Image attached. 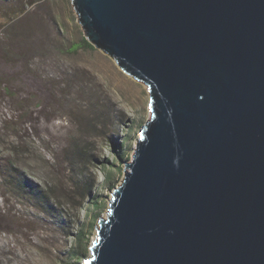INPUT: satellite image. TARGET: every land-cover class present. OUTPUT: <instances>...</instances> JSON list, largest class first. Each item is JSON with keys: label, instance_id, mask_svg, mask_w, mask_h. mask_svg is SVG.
I'll list each match as a JSON object with an SVG mask.
<instances>
[{"label": "water", "instance_id": "95a60500", "mask_svg": "<svg viewBox=\"0 0 264 264\" xmlns=\"http://www.w3.org/2000/svg\"><path fill=\"white\" fill-rule=\"evenodd\" d=\"M149 115L81 264H264V0H72Z\"/></svg>", "mask_w": 264, "mask_h": 264}, {"label": "rangeland", "instance_id": "374dc122", "mask_svg": "<svg viewBox=\"0 0 264 264\" xmlns=\"http://www.w3.org/2000/svg\"><path fill=\"white\" fill-rule=\"evenodd\" d=\"M83 39L72 0H0V264L89 256L149 115L146 84Z\"/></svg>", "mask_w": 264, "mask_h": 264}, {"label": "trees", "instance_id": "16d2710c", "mask_svg": "<svg viewBox=\"0 0 264 264\" xmlns=\"http://www.w3.org/2000/svg\"><path fill=\"white\" fill-rule=\"evenodd\" d=\"M84 43L89 46V47H92L91 43H89L86 39H83ZM118 146H120V144H116L114 145V147L111 149V151L113 152V154L115 155V159L114 161L112 162V165L115 164V162H117V168L118 170L120 171L121 168H120V162H122L124 160L125 157L128 156L127 153H125V151H122L120 152V150L118 149ZM104 179H105V182L107 183V186L109 187L111 185V182H110V175L109 174H105L104 175ZM15 180L16 182L19 183V186H22V188H26V182L24 180H22L18 175L15 176ZM113 188V186H112ZM30 190L33 191V188H29ZM95 204L94 206H98V202L97 201H93L92 202V205ZM80 235L82 233H79ZM80 235L78 236V239H80Z\"/></svg>", "mask_w": 264, "mask_h": 264}, {"label": "bare ground", "instance_id": "6f19581e", "mask_svg": "<svg viewBox=\"0 0 264 264\" xmlns=\"http://www.w3.org/2000/svg\"><path fill=\"white\" fill-rule=\"evenodd\" d=\"M25 28V27H24Z\"/></svg>", "mask_w": 264, "mask_h": 264}]
</instances>
